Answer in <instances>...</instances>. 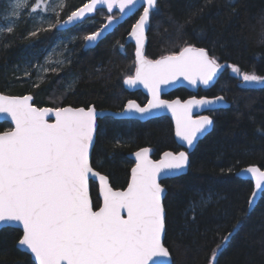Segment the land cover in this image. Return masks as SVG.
Here are the masks:
<instances>
[{
  "label": "trees",
  "instance_id": "obj_1",
  "mask_svg": "<svg viewBox=\"0 0 264 264\" xmlns=\"http://www.w3.org/2000/svg\"><path fill=\"white\" fill-rule=\"evenodd\" d=\"M85 1L67 0L61 19ZM158 5V14L150 16L145 54L157 58L178 52L185 44L205 48L224 67L214 83L199 89L198 94H223L230 102L228 108L208 112L213 128L189 154L191 166L186 174L161 181L167 189L164 245L173 264H264V198L249 210L252 183L237 176L247 165L264 169V85L241 86V77L229 67L264 75V0H158ZM95 16L98 21L94 24L65 31L53 27L33 36L27 35L25 25H19L11 33L4 32L0 38V91L30 93L37 106L93 105L120 110L128 99L142 102V94L128 92L123 86V79L134 69V47L126 43V36L136 15L90 47L84 37L103 23L104 10ZM189 17L191 22L185 23ZM179 25H183L181 31H177ZM65 32L78 34L68 63L47 73L36 85L32 74L18 73L23 61L40 57L41 50ZM175 94L188 95L183 89ZM98 126L91 165L107 175L114 188L127 185L132 166L127 153L149 146L158 157L165 150L180 149L166 116L146 121L104 116L98 119ZM9 127L7 122L0 123V131ZM90 195L96 208L100 200L95 182H90ZM209 197L208 206L198 207L193 220L190 206ZM237 222L235 234L218 250L217 245ZM21 235L20 230L0 231V264H34L17 247ZM213 251L217 252L215 262Z\"/></svg>",
  "mask_w": 264,
  "mask_h": 264
},
{
  "label": "snow or ice",
  "instance_id": "obj_2",
  "mask_svg": "<svg viewBox=\"0 0 264 264\" xmlns=\"http://www.w3.org/2000/svg\"><path fill=\"white\" fill-rule=\"evenodd\" d=\"M28 5L29 0H11V16L19 17ZM100 5L106 6L109 13L118 8L121 14L143 7L130 33L136 43L135 75L127 76L124 83L130 87L142 84L152 99L144 107L130 100L126 111L143 116L154 109L170 110L176 122L175 135L189 149L193 148L194 142L213 125L210 116L193 119V109L222 102L224 97L212 100L193 97L183 103L179 99L168 101L160 98L162 86L181 77L193 86L198 83L207 86L224 65L205 48L191 44L159 59H148L144 54L145 31L150 27V16L159 12L158 0H89L64 23L102 11ZM57 7L63 9V0ZM37 10L47 13L50 10L47 0H36L30 11L37 13ZM107 19L110 25L116 18ZM190 22L191 17L185 21ZM52 27L56 25L50 24L49 29ZM182 28L179 25L177 31ZM4 30L13 31L11 22L0 28ZM100 35L101 32H94L84 39L95 41ZM229 67L243 82L264 85V76L241 72L236 65ZM32 99L30 95H0V114L14 124L13 128L0 132V231L22 230L17 247L30 253L36 264H173L164 245L166 192L159 180L162 175L179 178L186 174L191 166L189 152H164L161 159L154 161L150 159L151 149L141 148L134 153L136 163L127 188L113 190L108 177L94 171L90 162V151L99 132L97 119L102 113L94 106L38 108L31 103ZM51 116L55 117L54 122H49ZM243 171L255 179V191L248 201L251 210L257 197L264 198V171L257 166ZM96 177L103 197L98 211L93 210L89 195V180ZM209 201L210 197L202 198L199 204L190 206L193 220L197 208L207 207ZM238 225L239 222L234 224L233 230L222 238L218 250L230 241ZM211 258L215 262L216 251Z\"/></svg>",
  "mask_w": 264,
  "mask_h": 264
},
{
  "label": "water",
  "instance_id": "obj_3",
  "mask_svg": "<svg viewBox=\"0 0 264 264\" xmlns=\"http://www.w3.org/2000/svg\"><path fill=\"white\" fill-rule=\"evenodd\" d=\"M88 2H89V0L85 1L83 4H81L80 6H78L77 8H75L74 10H72V11H71V12H70V13H69L64 19L60 20V23H59V24H56L55 29L58 30V31H64V30H67V29H69V28H72V27H75V26L79 25L80 23H82L83 21L87 20L88 18L93 17V16L96 14V12H94V13H86V14H85V17L82 18L81 20H77V21L69 22V23H67V24L64 23V21L67 20V17H68L69 15H71V13H72L73 11L78 10L79 8L83 7V5H84L85 3H88ZM98 8H102V9L105 10V12H106L107 14H109L110 16H112V13H113V12H117L118 15H117V16H114L116 19H114V21H113L112 24L108 25V19L106 18L105 22H104V23H103V24H102L97 30L94 31V32H101V35L98 37L97 40H95V41H85L86 44H87L88 46H90V47L95 46V45H96L101 39H103L107 34L111 33V32L115 29V27H117L119 24H121L124 20H126L127 18H129V17H131L132 15L136 14L137 12H139V13H138V16H137V18H136V20H135V22L132 24V26H133V25L136 23V21L139 19V16H140V15L142 14V12H143V7H139L138 10H137V11H134V12H127V11H126V14H121V13L119 12V9H118V8H114L113 11H112L111 13L108 12L107 7L104 6V5H100V6H98ZM121 17H123V18H121ZM105 25H108V27L105 28ZM132 26H131V28H130V30H129L127 36H126V43H131V44H133V46H134V64H135V59H136V57H135L136 43H135V39L132 38L131 35H130L131 30H132ZM148 29H149V28H146V31H145V37H146V39H145V46H146V42H147V32H148ZM94 32H92V33H94ZM92 33H91V34H92ZM91 34H89V35H91ZM145 46H144V54H145ZM194 47H198V46H194ZM198 48H203V47H198ZM145 56H146V55H145ZM146 57H147V56H146ZM147 58H148V57H147ZM159 58H160V57H158V58H156V59H159ZM148 59H151V58H148ZM156 59H151V60H156ZM135 68H136V65L134 66V71H133V74H132V75H135ZM218 72H219V71H218ZM217 75H218V73H217ZM217 75H216V76H217ZM216 76L213 78V81H211V82L209 83V85H207V86H205V85H203V84H199V83H198L196 86H193V85L189 84L188 81L184 80V79L181 77L178 81H176V82H174V83H171V84L166 85V86H162L163 91H162L161 94H160V98L163 99V100H168V101H173V100H177V99H179V100L183 103L184 101H187V100H189V99H192L193 97H195L196 99L207 98V99L212 100V99H215V98L218 97V96H223V95H221V94L216 95V96H205V95H203V96H199V97L196 96V95H191V96H188V97H186V98H184V99H182V98H180V97H175V98H173V99H167V98L163 97V95H165V94H167V93L171 92L172 90H174V89H176V88H179V87L185 88V89H187V90L190 91V92H194V93H196L197 90H198L199 88L206 89V88L210 87L211 84L214 82ZM126 78H127V77H125V78L123 79V86H124V88H125L126 90H128V91H136V90H140V91L146 96V98H147L146 102H145L144 104H142V105L139 104L136 100H133V99H130V100L135 101V102H136L137 104H139L141 107L146 106V105L148 104V102L152 99V96H151V94L148 92V89H146L142 84H138V85H136V86H134V87H130V86H128L127 84L124 83V80H125ZM0 95L10 96V97H22V96H25V95H30V96H32L30 93H27V94H24V95H7V94L2 93L1 91H0ZM32 97H33V96H32ZM223 97H224V96H223ZM130 100H128V101H130ZM128 101H126L125 104H124V106H123V108H122L121 110H118V111H114V110H111V109H97V108H96V110H97L98 113H102V115L99 116L98 119H100V118H102V117H104V116H112L113 118H117V119H135V120H138V121H146V120H148V119L156 118V117H161V116H167V117H169L170 120H171V122H172V124H173L174 139H175L176 143L181 147V149H180L179 151H177V152L172 151V150H165V151H163V152L160 154V156H159L158 158L154 159V158H152V156H151V154H152V148H151V147H149V146L141 147V148H149V149H151V152H150L149 155H150V159H152V160H154V161H155V160H159V159H161L162 156H163V153H164V152H168V151L173 152V153H178V152H180V151H187V152H189V154L192 153V152L194 151V149H195L197 143H198V142H199V141H200V140H201L206 134H208V133L212 130V128H213V125L210 126L209 130H208L205 134H203L202 136H200V137L198 138L197 141L194 142V147L191 148V149H189L188 146L186 145V143L183 142V141H181L180 138L177 137V136L175 135L176 122H175V119H174V117H173V115H172V112H171L170 110H168V109H154V110H152V112H151L150 114H144V115L142 116L141 114L136 113V112H128V111H126ZM31 103L33 104V99H32V101H31ZM33 105H34L35 107H38V108H44V107L54 108V107H51V106H41V107H39V106H37V105H35V104H33ZM67 106H71V105H64V106H61V107H67ZM90 106H93V105H90ZM229 106H230V102H229L227 99H225V97H224V100H223L222 102H217L216 104H213V105L207 106L206 108H194L193 111H192V117H193V119H195V118H197V116H201V115L210 116V115L207 113V112L209 111V110H207V108H211V109H213L212 111H214V110H218V109H225V108H228ZM72 107H74V106H72ZM80 107H82V106H80ZM84 108H85V107H84ZM210 117H211V116H210ZM211 118H212V117H211ZM98 119H97V124H98ZM54 120H55V117H54V116H51V117L49 118V122H54ZM212 120H213V118H212ZM0 122H7V123L10 124L11 128L14 127V124L11 123L10 118L5 119V117H4L3 114H0ZM8 130H9V129H8ZM6 131H7V130H6ZM0 132H3V131H0ZM95 140H96V137L94 138V143H95ZM141 148H139V149H137V150H134V151H132V152H129V153H127V155H126L127 158L133 162V164H132V166H131V168H130V171H129L128 182H129L130 179H131V169H132L133 167H135V163H136L134 153L137 152V151H139ZM92 150H93V149H92ZM92 150L90 151V162H91V154H92ZM249 166H257V165H247V166H244V167L240 168V169L237 171V176L240 177V178H242V179L249 180V181L252 183V192H251V194H250V197H251L253 191H255V179L251 176V174H248V173H246V172L243 171L244 169H246V168L249 167ZM92 167H93V166H92ZM257 167H259V166H257ZM259 168H260V167H259ZM93 169H94V171L99 172V171L96 170L94 167H93ZM260 169H261L262 171H264L263 168H260ZM187 170H188V169H187ZM187 170H186V172H187ZM99 173H100L101 175L107 176V175H105V174H103V173H101V172H99ZM107 177H108V176H107ZM165 179H169V178H165V177L162 175L161 178H160V180H159V182L161 183V181H163V180H165ZM91 181H92V182H95V183L97 184V196H98V198H99V200H100V204H99V206H98L96 209L93 208V210H94V211H98V210H99V207H101V206L103 205V197H102V195H101V193H100V181H99V178H98V177H96L94 180L90 178V180H89V195H90V182H91ZM108 182H109V178H108ZM128 182H127V185H128ZM109 185L111 186L110 183H109ZM127 185H126L124 188H114V187H112V186H111V187L113 188V190H120V191H123V190H125V189L127 188ZM161 186L165 189V192L167 193V189H166V187H165L162 183H161ZM250 197H249V198H250ZM90 198H91V195H90ZM259 199H260V197H257L256 202H255V206H256L257 202L259 201ZM91 201H92V200H91ZM248 201H249V200H248ZM248 209H249V206H248ZM249 210H250V209H249ZM251 210H252V209H251ZM125 215H126V214H125ZM20 231H21V233H22V230H20ZM165 247H166V246H165ZM166 248H167V247H166ZM19 249H20V248H19ZM20 250H22V249H20ZM22 251H24V250H22ZM24 252H25V251H24ZM25 253H27V252H25ZM169 253H170V252H169ZM27 254L30 256V258H31V260L34 262V264H36V261L34 260V257H33L30 253H27ZM154 259H158V258H154ZM168 259H170V260L172 261V259H171V255L169 256Z\"/></svg>",
  "mask_w": 264,
  "mask_h": 264
},
{
  "label": "rangeland",
  "instance_id": "obj_4",
  "mask_svg": "<svg viewBox=\"0 0 264 264\" xmlns=\"http://www.w3.org/2000/svg\"><path fill=\"white\" fill-rule=\"evenodd\" d=\"M35 2L36 0H29L28 7L22 10L21 15L19 17H13L11 16V10H10L11 0H2V4L0 6V28H6L9 22H11L13 29L16 26L25 25V30L27 35H31V33L33 32L37 33L39 31H50L53 28L52 27L51 29H49L50 24L56 25L57 20L59 21L62 20L61 16L66 9L67 0H63L64 7L62 10L59 7H57V5L60 3V0H47L48 4L50 5V10L47 13H42L40 12V10H37V13H31L30 11L31 7ZM52 8H55V11H52L51 10ZM70 12H68L66 16ZM97 21H98V17L95 16L88 18L80 25H91ZM4 32L7 31L6 30L0 31V38ZM92 32H90L89 34H91ZM77 36H78L77 32H65L63 34H59L55 36L51 45L48 48L41 50L40 57H36L32 61L29 60L23 61L21 63L22 68L21 70L18 71V73H20L21 75L32 74L31 80L35 85L38 84L40 81H42L45 78V75L47 73L52 71L51 69H57L69 62L70 52L72 50L71 45L77 39ZM44 69H48V71L45 72ZM260 76H264V75H260ZM239 83L243 87L262 86V85L247 84L243 82L242 78H240ZM70 84L71 85L73 84V79L70 80Z\"/></svg>",
  "mask_w": 264,
  "mask_h": 264
},
{
  "label": "flooded vegetation",
  "instance_id": "obj_5",
  "mask_svg": "<svg viewBox=\"0 0 264 264\" xmlns=\"http://www.w3.org/2000/svg\"><path fill=\"white\" fill-rule=\"evenodd\" d=\"M104 12H105V10H104ZM138 13H139V12L136 13L137 16H138ZM117 15H118L117 12H113V13H112V16H117ZM134 15H135V14H134ZM108 16H110V15L107 14V13L105 12V18H104L103 23L105 22V20H106V18H107ZM132 16H133V15H132ZM137 16H136V18H137ZM63 19H64V18H63ZM127 19H128V18H127ZM135 20H136V19H135ZM135 20H134V22H135ZM124 21H125V20H124ZM124 21H123V22H124ZM134 22H133V23H134ZM133 23H132V24H133ZM101 25H102V24H101ZM101 25H100V26H101ZM119 25H120V24H119ZM100 26H99V27H100ZM131 26H132V25H131ZM99 27H98V28H99ZM98 28H97V29H98ZM115 28H116V27H115ZM130 28H131V27H130ZM97 29H96V30H97ZM57 31H58V30H57ZM94 31H95V30H94ZM94 31H93V32H94ZM130 44H131V43H130ZM132 45H133V44H132ZM193 46H194V45H193ZM133 47H134V46H133ZM198 47H199V46H198ZM145 55H146V54H145ZM166 55H168V54H166ZM146 56H147V55H146ZM162 56H163V55H162ZM147 57H148V56H147ZM159 57H161V56H159ZM148 58H150V57H148ZM157 58H158V57H157ZM151 59H156V58H151ZM220 64L223 65L222 63H220ZM134 66H135V64H134ZM222 69H223V67L219 70L218 75H219V73H220V71H221ZM133 71H134V69H133ZM132 74H133V72H132ZM132 74H131V75H132ZM218 75H217V76H218ZM217 76H216L215 80L217 79ZM215 80H214V81H215ZM213 83H214V82H213ZM213 83H212V84H213ZM212 84H211V85H212ZM208 88H209V87H208ZM178 89H183V90H185V91L188 93V95H176L175 93H176V91H177ZM199 89H203V88H199ZM199 89H198V90H199ZM206 89H207V88H206ZM198 90H197L196 93H194V92H190V91H188V90L185 89V88L179 87V88H176V89L172 90L171 92H169V93L163 95V97H165V98H167V99H173V98H175V97H180V98L184 99V98H186V97H188V96H191V95H196V96H198V97H199V96H203V95H205V94L199 95V94H198ZM127 91H128V90H127ZM1 92L4 93V94H7V95H17V94H9V93H6V92H4V91H1ZM128 92H131V93H140V94H142L143 97H144V99H143L142 102H139V101H137V100L134 99V98H131V99H133V100H136V101H137L139 104H141V105L144 104V103L146 102V100H147L146 96H145L140 90H136V91H128ZM25 94H27V93H25ZM22 95H24V94H22ZM216 95H219V94H216ZM216 95H213V96H216ZM221 95H223V94H221ZM205 96H209V95H205ZM223 96H224V95H223ZM224 97H225V96H224ZM225 99H226V98H225ZM128 100H130V99H128ZM128 100H127V101H128ZM33 104H34V103H33ZM124 104H125V103H124ZM124 104H123V106H124ZM123 106H122V108H123ZM39 107H41V106H39ZM122 108H121V109H122ZM121 109H120V110H121ZM218 110H219V109H218ZM114 111H118V110H114ZM214 111H215V110H214ZM208 112H211V111H208ZM208 112H207V113H208ZM209 115H210V114H209ZM210 116H211V115H210ZM166 117H167V116H166ZM211 117H212V116H211ZM168 118H169V117H168ZM169 119H170V118H169ZM0 123H1V122H0ZM8 124H9V123H8ZM9 125H10V124H9ZM10 127H11V126H10ZM10 127H9V129H10ZM6 130H8V129H6ZM6 130H4V131H6ZM175 142H176V141H175ZM177 145H178V144H177ZM178 146H179V145H178ZM179 147H180V146H179ZM151 148H152V147H151ZM180 149H181V147H180ZM180 149H179V150H180ZM179 150H178V151H179ZM176 152H177V151H176ZM161 153H162V152H161ZM161 153H160V154H161ZM151 156H152V158L156 159V158H158L160 155H159L158 157H154V156H153V148H152V154H151ZM130 161H131V160H130ZM131 162H132V161H131ZM132 164H133V162H132ZM130 168H131V167H130ZM91 182H92V181H91ZM99 204H100V202H99ZM98 206H99V205H98ZM98 206H97V207H98ZM97 207H96V208H97ZM93 208H94V207H93ZM96 208H95V209H96Z\"/></svg>",
  "mask_w": 264,
  "mask_h": 264
}]
</instances>
